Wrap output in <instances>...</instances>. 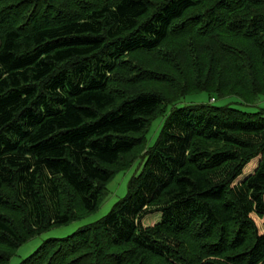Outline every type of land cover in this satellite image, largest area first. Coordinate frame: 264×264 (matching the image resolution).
<instances>
[{
  "label": "trees",
  "instance_id": "16d2710c",
  "mask_svg": "<svg viewBox=\"0 0 264 264\" xmlns=\"http://www.w3.org/2000/svg\"><path fill=\"white\" fill-rule=\"evenodd\" d=\"M264 0H0V264H264Z\"/></svg>",
  "mask_w": 264,
  "mask_h": 264
},
{
  "label": "rangeland",
  "instance_id": "374dc122",
  "mask_svg": "<svg viewBox=\"0 0 264 264\" xmlns=\"http://www.w3.org/2000/svg\"><path fill=\"white\" fill-rule=\"evenodd\" d=\"M196 105H212L216 108L230 107L247 114H255L259 111H264V97L258 98L252 105L242 104L235 98H226L209 100L208 95L205 93H195L186 96L172 107H168L167 113L163 117L153 119L149 129L147 130L146 148H151L156 142L163 124L170 114L171 109H180L189 106ZM143 151H137L130 157L123 161L122 165H132L128 170L116 175L113 180L107 185V190L104 194L102 203L98 210L84 217L82 220L74 222L66 227L54 229L48 233H45L39 237H35L23 246H21L11 258L9 264H20L23 260L30 257L44 242L50 239H65L78 230L90 226L108 215L113 206L122 200L127 194V185L132 177L138 176L142 171Z\"/></svg>",
  "mask_w": 264,
  "mask_h": 264
}]
</instances>
